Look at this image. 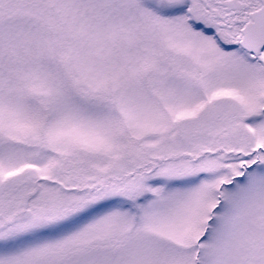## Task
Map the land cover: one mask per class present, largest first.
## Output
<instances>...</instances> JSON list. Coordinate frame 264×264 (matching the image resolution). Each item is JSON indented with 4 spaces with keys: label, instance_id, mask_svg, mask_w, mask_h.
Listing matches in <instances>:
<instances>
[{
    "label": "snow or ice",
    "instance_id": "snow-or-ice-1",
    "mask_svg": "<svg viewBox=\"0 0 264 264\" xmlns=\"http://www.w3.org/2000/svg\"><path fill=\"white\" fill-rule=\"evenodd\" d=\"M0 264H264V0H0Z\"/></svg>",
    "mask_w": 264,
    "mask_h": 264
}]
</instances>
